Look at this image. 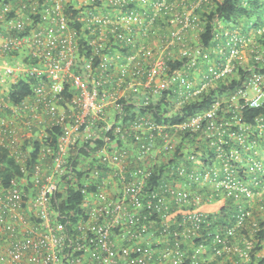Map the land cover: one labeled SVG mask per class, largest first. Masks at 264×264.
Wrapping results in <instances>:
<instances>
[{
	"label": "built area",
	"instance_id": "2783aa9c",
	"mask_svg": "<svg viewBox=\"0 0 264 264\" xmlns=\"http://www.w3.org/2000/svg\"><path fill=\"white\" fill-rule=\"evenodd\" d=\"M69 1L0 13L7 19L0 25V156L7 150L20 167L19 175L0 172V264H184L186 257L192 264L221 257L222 264H259L264 238L249 216L257 206L264 219V117L250 124L244 111L264 106V72L251 70L181 121L163 118L241 66L263 65L264 52L223 21L205 47L199 10L207 0H108L114 19L96 0H79L85 29L71 25ZM205 60L211 75L197 82L191 74H202ZM20 81L31 92L16 102L11 92ZM123 98L145 110L127 126ZM158 104L162 110H152ZM191 138L206 139L209 151L196 155ZM35 141L40 153L29 167ZM208 186L241 213L226 233L194 239V249L184 250L209 213H220L205 209L196 192ZM73 190L83 195L76 221L60 208ZM193 205L199 208L183 210ZM249 222L250 231L236 232Z\"/></svg>",
	"mask_w": 264,
	"mask_h": 264
},
{
	"label": "trees",
	"instance_id": "16d2710c",
	"mask_svg": "<svg viewBox=\"0 0 264 264\" xmlns=\"http://www.w3.org/2000/svg\"><path fill=\"white\" fill-rule=\"evenodd\" d=\"M45 0H0V13H3V10L5 7H9L10 9L7 11V14H5L6 17H13L17 14L18 10L23 8V4H27V9L24 8V10L28 11V8L32 9L33 6H39L42 7ZM75 3H79V0H70L69 2L65 3L66 6V13L70 15L73 18L72 24L73 26L77 27L78 29H85L84 24L86 22L79 20L78 18L83 15V8H78ZM108 0H96L94 2V6L98 8H102L103 11L107 14L106 17L110 19H114L116 11L114 10V6L107 5ZM34 4V5H33ZM31 5H33L31 7ZM133 5V4H132ZM131 5V6H132ZM205 8L203 10H199V13L202 14V16H205V28L202 33H200V39L202 43L205 45V47L208 48L210 44H213V38H214V24L218 21H223L227 24H230V27L239 30L240 33H243L247 37H251L252 40H254L257 44L260 50L264 52V27L260 24V16L259 11L260 8L264 6V0H207L205 3ZM129 8V5H123V10H126ZM29 9V10H30ZM35 16L37 20H41V17L39 13ZM76 18L79 20L77 21ZM0 19V25L3 26V23L5 22ZM242 19H245L247 21V27H245L242 24ZM30 30V27L24 30H14L12 33L16 34H22L24 32H27ZM162 30V29H161ZM245 32H244V31ZM130 50V48H129ZM124 53H128L127 48H123ZM207 62L202 63L203 65V73L200 75H197V77L194 74H191V78H193L195 81L199 82L200 79L205 78L204 74L211 75V71L209 67L211 66L212 62L205 60ZM180 66L179 63H175L174 67ZM252 69L240 67L237 71V74L228 75L226 77H221L218 80L212 82L205 88L203 94L196 100H192L191 102L185 103L179 110L178 114L171 118H163L166 121L176 122L181 121L182 119L187 118L188 116L193 115V113L207 109L209 108L213 102L217 99V97L223 95L226 89L230 87H236L241 83V81L245 80L246 77L251 73V70H257L264 72V64L261 65V63L256 62ZM207 80H209V77H207ZM31 92V86L30 83H26L25 81H20L18 84H16L13 87V90L11 92L12 99L16 102H20L24 97H26ZM166 96L169 94L168 92L165 93ZM134 98H123V126H127L131 120L134 119V117L139 114V112H144L145 110L143 108H139L135 105H133ZM161 103H163V106L167 105V102L164 100ZM151 110V109H150ZM156 111H161L162 107L158 104V106L155 109ZM263 116L264 117V106L258 107V108H252L247 107L244 111V119L250 124H254L256 122L257 117ZM155 117L157 119H162V116H158V113L155 112ZM162 121V120H159ZM61 131V128L59 126L54 127V129L51 131V134L56 137L57 134H59ZM190 141L193 143V148L198 155V151H204L206 153L207 149L209 151V147L207 146L206 139H202V142L199 143L198 140L195 138H191ZM185 140H183L178 145V151H181L185 146ZM40 141H35L33 146V150L30 152L27 158V164L32 166L38 159V155L40 153ZM30 144V141H27L25 143L24 148L28 149V145ZM261 148L264 149V142L261 143ZM212 149V148H211ZM178 154V153H177ZM204 160V159H203ZM205 163H209L210 159H205ZM163 169H160V172L162 175ZM0 172L5 174L6 178L20 174V167L17 164V162L8 156V151L4 150V153L0 156ZM157 178H153L152 184H158L160 182V177L155 176ZM196 192L202 195L203 197V207L205 209H210V207H213L220 211L216 212V210H213V212H210L208 215V223H203L201 226L200 231L198 234L193 235L192 238L188 237L186 238V244L183 245L184 250L190 249L191 251L194 249L192 248V244L194 239L199 242H208V238H212L213 235L215 236L216 233H226L227 229L234 224L236 221V217L238 214H240V208L239 206L232 200L225 201L220 196L211 193V190H209L208 187H202L196 189ZM83 200V195L74 192H70V197L66 201H64L60 208L64 211L71 210L73 212L71 219L76 221L77 218H80L79 216H83L84 212L82 211L80 204ZM264 202V201H263ZM199 207L193 205L189 208H184L183 210H190L193 211ZM182 210V211H183ZM262 209L259 207H255L253 209V213L251 216H249V219L255 220L258 225L257 232L255 236L261 240V238H264V219H261L262 216ZM182 214L179 213L178 216L180 217ZM264 216V214H263ZM248 220V219H247ZM251 223L245 225V227H240L236 230V232H243L247 233V231H250L248 228H250ZM182 238H184L182 236ZM260 245H257V249H261ZM225 258L221 257L218 259H211L207 262L201 264H222V262L225 263ZM184 264H192V261L190 257L185 258ZM259 264H264V258H262L259 262Z\"/></svg>",
	"mask_w": 264,
	"mask_h": 264
},
{
	"label": "rangeland",
	"instance_id": "374dc122",
	"mask_svg": "<svg viewBox=\"0 0 264 264\" xmlns=\"http://www.w3.org/2000/svg\"><path fill=\"white\" fill-rule=\"evenodd\" d=\"M259 16H260V24L262 27H264V6L260 8V11H259ZM242 24L247 27V21L245 19H242ZM244 31V30H243ZM245 32V31H244ZM248 57H249V54H248ZM209 190H211L210 186H208Z\"/></svg>",
	"mask_w": 264,
	"mask_h": 264
},
{
	"label": "clouds",
	"instance_id": "9594fccd",
	"mask_svg": "<svg viewBox=\"0 0 264 264\" xmlns=\"http://www.w3.org/2000/svg\"><path fill=\"white\" fill-rule=\"evenodd\" d=\"M204 8H205V6H204ZM204 8H203V9H204ZM226 24H227V23H226ZM227 25H229V26H230V24H227Z\"/></svg>",
	"mask_w": 264,
	"mask_h": 264
}]
</instances>
